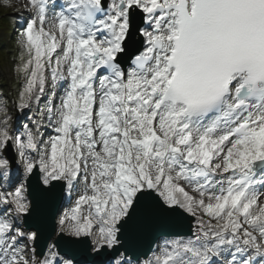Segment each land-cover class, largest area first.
Masks as SVG:
<instances>
[{
  "label": "snow or ice",
  "instance_id": "snow-or-ice-1",
  "mask_svg": "<svg viewBox=\"0 0 264 264\" xmlns=\"http://www.w3.org/2000/svg\"><path fill=\"white\" fill-rule=\"evenodd\" d=\"M3 7L0 264H264V0Z\"/></svg>",
  "mask_w": 264,
  "mask_h": 264
},
{
  "label": "rangeland",
  "instance_id": "rangeland-1",
  "mask_svg": "<svg viewBox=\"0 0 264 264\" xmlns=\"http://www.w3.org/2000/svg\"><path fill=\"white\" fill-rule=\"evenodd\" d=\"M4 0H0V14H3L0 17V28L4 29L6 32L11 31L12 28V22H7L6 17L13 19V16L15 15L13 9L8 7H3ZM15 2V0H13ZM6 13H10L11 15H5Z\"/></svg>",
  "mask_w": 264,
  "mask_h": 264
},
{
  "label": "trees",
  "instance_id": "trees-1",
  "mask_svg": "<svg viewBox=\"0 0 264 264\" xmlns=\"http://www.w3.org/2000/svg\"><path fill=\"white\" fill-rule=\"evenodd\" d=\"M2 15H3V14H0V17H1ZM8 19H9V18H7V19H6V20H7V22L9 21Z\"/></svg>",
  "mask_w": 264,
  "mask_h": 264
}]
</instances>
